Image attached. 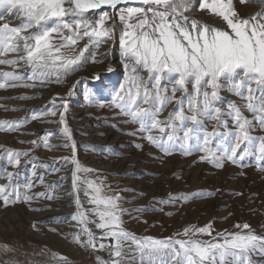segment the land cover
<instances>
[{"label": "snow or ice", "instance_id": "1", "mask_svg": "<svg viewBox=\"0 0 264 264\" xmlns=\"http://www.w3.org/2000/svg\"><path fill=\"white\" fill-rule=\"evenodd\" d=\"M249 2L239 0V5ZM0 9L19 20L13 26L0 14V55L15 54L14 59H0V65L22 63L30 69L28 80L44 84L55 77L59 83L62 76L89 62L86 53L113 40L119 28L124 81L113 89L111 104L119 110L117 115L127 117L124 123L139 125L128 135L145 133L142 139L165 156L173 150L183 155L202 152L200 162L216 168L225 162L244 167L243 161L253 156L264 161V134H253L264 133V9L245 16L234 0H0ZM198 12L204 15H195ZM81 41L85 43L77 47ZM91 62H98L96 53H91ZM0 77L25 78L16 72H3ZM9 86L35 85L0 82V89ZM169 105H174L172 110L160 119ZM48 114L55 116L56 112ZM59 115L64 124V112ZM20 123L0 121V131L14 130ZM62 131L70 139L66 126ZM44 146L49 147L47 139ZM28 155L8 151L7 163L18 169L20 157ZM31 162L32 158L25 163ZM70 162L75 166L72 189L77 209L70 218L86 236L81 240L77 235L74 242L109 253L108 260L97 256L96 264H264V259H252L264 257V235H256L247 223L235 225L240 231L224 230L216 235L209 222L165 238L137 237L123 227L122 216L130 210L120 206L121 197L105 195L102 182L79 178V172L90 170L82 169L75 159L74 145ZM19 175V171L0 167V178L7 181L0 185L5 207L19 202L15 182ZM81 183L86 185L84 195L92 206L87 211L81 210ZM32 186L31 181L25 185ZM211 195L197 192L191 197H170V201ZM31 199L25 196L24 202ZM90 223L99 236L88 227ZM3 251L12 249L4 246ZM126 252L132 255L126 257Z\"/></svg>", "mask_w": 264, "mask_h": 264}, {"label": "rangeland", "instance_id": "2", "mask_svg": "<svg viewBox=\"0 0 264 264\" xmlns=\"http://www.w3.org/2000/svg\"><path fill=\"white\" fill-rule=\"evenodd\" d=\"M234 3L245 16L264 9V2L260 0H250L244 6L239 5V0ZM0 14L13 26L19 23L17 17L10 16L4 9H0ZM119 34L117 28L113 40L92 48L86 53L89 62L62 76L59 83L55 82V77L44 84L28 80L26 75L30 69L22 63L0 65V73L16 72L25 77L15 81L0 77V82L35 85L0 89V121L21 122L14 130L0 131V157H3L0 167L7 172L20 173L15 180L19 184V202L5 207L0 201V264H96L97 256L110 258L107 251H91L74 242L77 235L81 240L86 236L70 218L77 211L76 193L72 189L75 166L70 162L73 145L81 168L90 170L79 172V178L97 184L102 182L105 195L121 197L120 206L130 210L122 216L123 227L137 237L165 238L186 227H202L209 222L213 235L224 230L240 231L235 225L245 223L256 235H264V161H257L253 156L243 161L244 167L225 162L224 167L216 168L212 163L200 162L202 152L183 155L173 150L171 155L165 156L142 139L145 133L127 134L139 125L124 123L127 117L117 115L119 110L111 104L113 89L124 81ZM84 43L81 41L77 47ZM91 53H96L98 62H91ZM14 58L12 53L0 55V59ZM173 106L169 105L160 119H164ZM52 111L56 112L55 116L48 114ZM60 112H64V124L60 123ZM33 115L38 118L32 119ZM246 115L251 118L250 114ZM65 126L70 139L63 134ZM45 139L48 148L44 146ZM8 151L29 155L21 156L19 168L14 169L7 163ZM30 158L32 162L25 163ZM29 181L33 186L26 188ZM5 183L6 179L0 178V185ZM85 187L83 183L79 185L82 211L92 207L84 195ZM197 192L213 195L170 201V197H191ZM38 193L45 196H37ZM25 196L32 197L31 201L24 202ZM89 219L95 217L89 216ZM88 227L99 236L94 224ZM199 238L209 239L207 236ZM4 246L12 251L5 253ZM252 259L264 257L253 256Z\"/></svg>", "mask_w": 264, "mask_h": 264}, {"label": "water", "instance_id": "3", "mask_svg": "<svg viewBox=\"0 0 264 264\" xmlns=\"http://www.w3.org/2000/svg\"><path fill=\"white\" fill-rule=\"evenodd\" d=\"M260 1H262V2H264V0H260ZM110 10V9H109ZM111 11V10H110Z\"/></svg>", "mask_w": 264, "mask_h": 264}, {"label": "bare ground", "instance_id": "4", "mask_svg": "<svg viewBox=\"0 0 264 264\" xmlns=\"http://www.w3.org/2000/svg\"><path fill=\"white\" fill-rule=\"evenodd\" d=\"M260 3V2H259Z\"/></svg>", "mask_w": 264, "mask_h": 264}]
</instances>
